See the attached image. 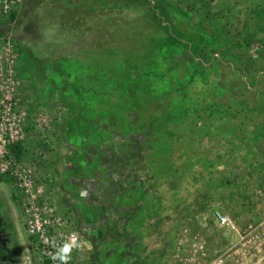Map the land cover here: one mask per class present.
<instances>
[{"label": "rangeland", "instance_id": "obj_1", "mask_svg": "<svg viewBox=\"0 0 264 264\" xmlns=\"http://www.w3.org/2000/svg\"><path fill=\"white\" fill-rule=\"evenodd\" d=\"M80 1L99 7L97 21L82 9V30L108 38L52 66L53 87L9 82L20 55L0 45L19 176L33 170L34 195L78 231L89 264H181L192 242L240 251L217 213L253 234L244 263L264 264V0ZM128 113L137 124L116 130ZM19 176L0 173V257L37 264Z\"/></svg>", "mask_w": 264, "mask_h": 264}, {"label": "crops", "instance_id": "obj_2", "mask_svg": "<svg viewBox=\"0 0 264 264\" xmlns=\"http://www.w3.org/2000/svg\"><path fill=\"white\" fill-rule=\"evenodd\" d=\"M84 8L91 15L95 14L96 21L99 19L98 5L80 0H21L11 21L9 36L4 37L3 32L0 33V45L10 37V43L15 47L12 51L20 55L17 68L13 69L17 78L7 77V80L12 84L22 82L24 86L35 89L53 87V78L49 76L52 66L56 67L55 72L60 73L65 70L66 62L97 54L99 40L108 37L104 28L82 30L79 22ZM105 9L108 20L109 7ZM111 9L113 13L114 7ZM6 70L9 71L8 68ZM1 77L0 74L3 82Z\"/></svg>", "mask_w": 264, "mask_h": 264}, {"label": "built area", "instance_id": "obj_3", "mask_svg": "<svg viewBox=\"0 0 264 264\" xmlns=\"http://www.w3.org/2000/svg\"><path fill=\"white\" fill-rule=\"evenodd\" d=\"M21 0H0V22L9 23L16 13ZM12 74L14 66L8 68ZM15 84V83H13ZM6 104V103H5ZM8 105V104H6ZM19 129L17 126V117L12 105L5 106L0 113V173H10L19 176L18 167L12 160L11 149L17 140ZM23 185L22 208L26 216V229L32 239L33 248L37 255V264H54L51 255L54 252L52 242L56 245L67 240L69 236L75 234L82 246V238L78 231L73 228L66 219L60 217L58 213L45 205L41 199V193L34 195L35 182L33 179V170L24 168L19 176ZM37 200V201H36ZM220 227L225 229L228 235L237 234L235 247L240 249L230 254L229 250L220 251V253H210L205 250V246L200 242H192L185 249H182L187 255L180 259L181 264H245L244 256L253 241V234L247 233L246 230L241 232L234 219L229 216L217 213L215 216ZM80 248L75 249L72 253L70 264H89L88 260L82 258ZM232 250V249H231ZM241 255H238L240 254ZM237 255V256H235Z\"/></svg>", "mask_w": 264, "mask_h": 264}, {"label": "clouds", "instance_id": "obj_4", "mask_svg": "<svg viewBox=\"0 0 264 264\" xmlns=\"http://www.w3.org/2000/svg\"><path fill=\"white\" fill-rule=\"evenodd\" d=\"M52 247L54 249L51 259L54 264H70L72 253L75 249L80 248V243L75 234L69 236V238L59 246L56 245L55 241L52 242Z\"/></svg>", "mask_w": 264, "mask_h": 264}, {"label": "trees", "instance_id": "obj_5", "mask_svg": "<svg viewBox=\"0 0 264 264\" xmlns=\"http://www.w3.org/2000/svg\"><path fill=\"white\" fill-rule=\"evenodd\" d=\"M147 120L150 121L151 123H153L155 121L154 117L147 119ZM111 121L115 124L116 130H119L120 132H126V133H128V131H130L138 122V121L134 120L130 116V114L128 116L125 115L122 118H116L115 120L111 119ZM144 122H146V121H144Z\"/></svg>", "mask_w": 264, "mask_h": 264}, {"label": "flooded vegetation", "instance_id": "obj_6", "mask_svg": "<svg viewBox=\"0 0 264 264\" xmlns=\"http://www.w3.org/2000/svg\"><path fill=\"white\" fill-rule=\"evenodd\" d=\"M7 225H8V223H7V221H5V216L3 215V211H2V209H1V207H0V238L1 237H4V236H7V238L5 237V238H2L3 239V244H4V246H3V248L5 247L6 248V246H5V244H8V243H10L11 242V237H10V235L11 234H7ZM0 242H1V239H0ZM0 246H1V244H0ZM1 246V247H2ZM6 252L7 253H5L4 252V254H3V256H1L0 257V264H3L4 262H3V257H5V256H11V254H10V252H8L7 250H6Z\"/></svg>", "mask_w": 264, "mask_h": 264}]
</instances>
